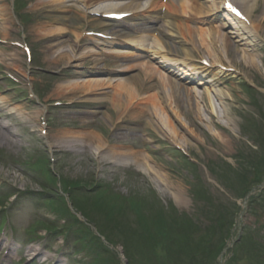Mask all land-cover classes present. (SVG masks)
I'll return each instance as SVG.
<instances>
[{"label": "rangeland", "instance_id": "1", "mask_svg": "<svg viewBox=\"0 0 264 264\" xmlns=\"http://www.w3.org/2000/svg\"><path fill=\"white\" fill-rule=\"evenodd\" d=\"M26 1L31 2V0ZM13 2L14 0H0V34L2 35L1 39L4 41H7L12 37L15 41L17 40V37L15 38L14 35L15 21L18 23V19L15 14L11 15ZM35 4L36 3H31L28 10L29 12L30 10H33L32 8ZM201 8L202 6L197 9L198 13L203 10ZM259 9L261 10L262 14L264 12V7H259ZM49 10V8L41 10L42 25H40L39 27H46L45 29L51 30L59 28L60 26H57V24L59 23V20L62 19L60 16L62 12L56 11L53 15H50ZM46 14L47 16H45ZM259 20L263 22V29L264 19H262V15L259 16ZM31 28L32 26L30 25L28 28L30 35H28L29 38L27 39V41H30L32 43L33 49L37 53L36 55H34L32 63H27L25 60H23L22 55L19 52H13L8 46H2L1 51L4 58V61L2 63L4 68L12 76H14L16 79H19L20 81H22V79L20 78H28V75L30 74L31 79H28L34 83L36 88L40 89L41 95L43 97V92L47 90L44 87H41V85L45 84L50 89H59L55 87V83H57L58 81L65 83V81H67L71 76H64V69H57L58 67H62L65 62L59 63L58 65L54 64L55 58L52 55V53L54 52H51L50 49H55V43H52V41H58V39H53L52 37H50L49 32L42 31L41 33L45 37V42L40 41L36 37L34 30H32ZM75 35L76 34H72L69 35V37L76 41L77 38ZM67 45L69 48L66 50L68 51L71 49V44ZM44 50H46V52L42 53ZM70 52H76L77 54L82 55L84 54L81 53L77 49V47L75 49L73 48V51L71 49ZM232 55L228 56V58H226V61L235 66H238L239 68H243V66H246L248 64L253 66L250 61H255V64L251 69L246 70V72H244V70H241L242 72L238 71L240 75V79L238 80V82H229L223 85V81H221L222 89H220L219 91L225 93L227 97L224 98L226 99V102L222 105L219 100L223 98L219 96H213V105L215 107L214 109L216 110L215 120H210L211 118L206 108L204 109V107L207 105L205 104V102L208 100L205 98L207 94L202 93L203 91L201 90H192L195 91V93L189 95L183 94L186 97H181L180 94H177L175 95L176 99L173 102V106H170V100L167 102L168 105H166L167 116L173 121V125L177 127L179 131V137L177 138L173 136L175 137L174 139L180 143V147H182V149L187 155H189L191 159L196 160L200 164V172L198 171L196 174V171H194V167L173 149V144L171 142L174 140L169 137L170 133L164 130L165 127H163V123H161L160 119H158L159 116H157V118L155 119L156 125L148 126L147 135L142 140V142L146 144L147 149L142 150L141 152L143 153L140 154L143 156L145 155L147 166L141 159L135 157L134 159L136 160L133 161V169L136 173H133L127 179H125V176L115 177L112 174L104 173V167L100 166L98 167V175L96 177V181L108 186L111 192L116 193L115 190H117L118 194L122 196H134L136 202L143 201L145 204H147V208L149 207L150 209H152V211L154 209H157L158 205H167L166 207H170L171 203H173L180 211L193 214L192 212L194 210V200L191 195H195L196 197V194L198 192H200L201 194H206L207 191H209L213 192L214 195H219L220 198L224 197L226 200H230L231 193L228 190L236 186L235 182L238 179H236V177L234 176L235 173L233 171L225 173L229 168L227 164H231L230 166L233 167V170H235V172L239 173L240 175H245L247 171H252L256 168L262 169L264 166V105L256 104L258 106V110L254 114L245 115L250 118L257 117V121H255L254 123L246 122L247 119H242L244 113H248L250 110H253V105L249 103V100L246 97V93L243 92L244 90L242 84L245 82H251L253 86L258 87L259 91L264 94V53L259 54V51H257V53L253 54L254 57H249L240 52H236V54ZM70 58L71 56L68 53V60H70ZM85 64L86 63L82 61L78 63L79 67H83V65ZM78 71V69H75L70 71V73L72 76H75ZM52 73H55L56 75H53ZM86 74L88 75V73ZM58 75L61 76L57 78ZM85 77L86 78L84 79H89L90 75ZM60 85L61 83H58L56 86ZM253 86L250 87L254 89ZM97 90H99V93L102 91H110L104 89ZM25 98L26 100L22 101L23 106H21V110L27 109V111L35 113L41 109V106L33 107L28 104L30 103L29 98L26 96ZM180 99H182L181 104L179 103ZM156 100L158 104L157 106H163L161 105L163 103L161 100ZM190 100L192 101V105L185 102ZM145 106L147 108H149L150 106L152 111L155 110L149 104L147 99L145 100ZM177 108H181V119L178 118V116L175 114ZM89 110H91V108L64 109L62 110L64 113L62 119L61 113H59V115L56 114L52 116L51 129L54 131L57 127V124L58 129H60L59 122H65V116L69 115L67 121L77 126V128L81 129V132H84L82 127L86 128V130H93V121L98 122L99 124L101 123L100 125L104 127L100 128L103 134L111 133L110 129H108L109 127H107L106 125V117L105 115H103L105 112H109V109H106V111H102V118L97 120L90 117V115H88L87 113L82 112ZM75 111H78V113H75ZM224 111H226L227 116L224 115ZM196 112L203 115L205 119L204 122H198L199 119H197L193 124V119L197 117ZM3 113L0 112V116ZM158 115L166 116V114H164L163 112H158ZM134 119L135 118L132 119L130 117V120ZM24 121L29 120L24 119ZM80 124L88 125L79 126ZM16 127H18L16 129L20 132V141L22 147L15 149V164L8 163L7 165H5V170L0 167V170H3L4 173L2 185L6 184L3 192L9 195L13 193V191L15 190L14 188H17L22 192H26L27 190L32 191L27 193V195L24 197L20 196L19 199L14 202V207L21 206V213L24 214L25 210L31 211L35 206L36 212L33 220L50 219L55 222L54 220L58 219L62 220V222L60 223L61 225H64L65 223L67 224L68 220L67 217L65 218V216H68V210H70L71 214V205L74 201L73 198H75L70 191L72 190V187H70V183L73 184L81 178V185H83V187L86 186L88 189H92L94 187L93 185L95 183L92 180V177L88 175L90 174L88 173V171L89 169L91 170L93 164L91 159L93 153H83L82 150L84 148L82 150L79 149L77 152L76 147L75 150L73 148H70L68 150L70 145L66 143L63 153H66L68 150L73 152V155L68 158L64 154L53 156L49 152L50 146L52 147V151L58 150L59 148L55 147L54 145H50L45 141H41V143L38 142V145L30 147L28 146L30 142L28 136L29 132H31L32 130H22L20 128L21 126ZM215 129L217 131V134L215 133ZM214 133L215 135H217V137L214 135ZM259 134L261 135V137ZM176 141H174V143ZM185 142H188L189 144H186ZM0 145H3V143H0ZM111 146H114V144L111 143ZM244 152L250 155L252 154L254 156V159L257 160L258 167L255 166L251 169L244 167V165H248V162L246 160L241 161L242 156L250 157L244 155ZM240 153H242V156L238 161L237 158L240 156ZM55 154H57V152H55ZM111 157L112 156H110V158ZM47 158L55 160V162H52V169L59 173L57 174L58 183L49 187L47 186L48 188L43 187L40 175L36 174L31 167H28L29 163L35 164L38 160ZM129 162L130 161L127 160L125 165ZM57 163H61V167ZM149 165L154 169H151L153 173L150 170L149 172H147V169H150L148 168ZM210 166L216 170L222 171L221 174H224V176L230 179L233 178L231 181L232 184L228 182L223 185L219 181L217 176L210 172ZM106 172L111 171L107 169ZM61 180L64 182H70L66 191L61 184ZM196 181H201L202 189L195 192V189L191 186L196 185ZM237 187L241 188L242 186L238 184ZM60 189L67 192L68 194L66 195V199H64V205L63 203L61 205L62 208L60 213L64 218H61V215L59 214H54V208L51 205L52 200L51 202L43 203L46 199H51V195L52 197L53 195H56L60 191ZM44 191L49 192L50 195L47 193L44 196ZM39 193H42V195H36ZM88 195L91 196L94 195V193ZM110 195L111 194H108V198L102 199L101 203H98V197L94 196L92 199L88 200L89 202L87 203H89V206H85V209L90 213V216L87 218L91 220L93 224V227L91 226V230L94 229L95 231L92 236L94 239L101 242L103 246L111 252V254H116L118 252L122 253L123 249L126 250V258H124V255L122 254H117V256L119 257L118 259H121L124 264H137L133 263L131 258L128 256L129 254L134 253V245L130 242L125 241L123 239V236L121 235L123 231L118 228L115 229L114 223L111 224V222L107 220L108 217L111 218L113 209L118 210V206L112 208L109 204H106V202L111 200ZM17 203L18 205H16ZM239 203L241 204V201ZM74 205L78 206L76 203ZM97 205H101L104 211L103 214L97 213ZM80 209L82 210V208ZM171 210L172 208L170 207L168 212H170ZM119 211L120 210L116 211L115 213V220L117 219L121 223L131 222L132 215L130 212L125 211L124 209H122L121 212ZM105 214L107 218H104ZM79 217L80 215L78 214L76 218ZM257 217L261 221H264L263 207H257L256 215L252 211L247 210L241 218L242 223L240 222L239 224H243L242 226L244 227L252 226L254 228L256 221H260L257 219ZM81 220L84 221L82 218ZM27 225L28 224L26 223L22 225V231L24 230L23 227L25 228V226ZM239 236L240 232L237 223L233 231V240H235ZM162 242V240L158 241V243ZM61 247L62 245H58L57 248ZM143 247L144 246H140V249L142 250ZM141 252L144 254L143 259H148L150 256H161L162 254L167 255L164 248L161 246L149 247L145 253L143 251ZM120 255L122 256L121 258ZM114 258H116L115 255Z\"/></svg>", "mask_w": 264, "mask_h": 264}, {"label": "bare ground", "instance_id": "2", "mask_svg": "<svg viewBox=\"0 0 264 264\" xmlns=\"http://www.w3.org/2000/svg\"><path fill=\"white\" fill-rule=\"evenodd\" d=\"M245 1H248V2H251L252 0H245ZM244 1V2H245ZM234 2H236V0H234ZM244 2L242 3V5H243V7H244V11L245 12H247V11H250L249 9H247L245 6H244ZM115 7V6H114ZM111 8L110 7H104L103 8V11H108V10H110ZM129 12H132L133 11V9H130V10H128ZM244 14V13H243ZM245 15V14H244ZM247 19L249 20L250 19V16H248L247 17ZM249 35H248V38L252 41V42H254V39H253V36L252 35H254V34H252V33H248ZM264 34V33H263ZM210 36H212L213 37V39H211V42L214 44L215 42H217V43H215V49L213 50V52H215V53H218V51H217V49H219V44H218V41H217V39H219L218 37H216L213 33L211 34V35H208V37L210 38ZM257 39H258V37H257ZM215 41V42H214ZM220 41H221V43H222V48L224 49V50H226L228 53L230 52H232V53H234V54H236V52H239L240 50L239 49H237V48H232L231 47V44L228 42V39H226L225 37H221L220 38ZM203 46L204 45H206L205 43H203L202 44ZM209 46H211V45H209ZM60 55H62V56H65V53H63V51H60V52H58V56H60ZM65 58V57H64ZM213 58H214V60H210L211 61V65H213V66H218V67H220V66H226V64L223 62V60H225L226 58H228V55H225V57H223V60H222V57H220V56H218V54L216 55V54H214V56H213ZM244 60H246V59H244ZM252 64H253V66H254V62L255 61H250ZM228 63V62H227ZM245 64V63H244ZM252 65H250V64H248V65H246L245 66V68H247V69H251L252 67H253ZM160 82L162 83V81L160 80ZM129 83H126V84H123L122 86H120V84H119V81L118 82H115V83H112V86H113V88L116 90V92L114 93V95H115V97H118V98H120V101H121V103L118 105V111H117V115H118V117L119 118H123V114H124V108H125V103H124V101L123 100H126V102H129L130 100H131V97H133L134 96V94L137 92V91H135L134 93H133V91L131 92V89H129V86H127ZM77 90H78V92L81 94V96H92L93 94L94 95H100V93H96L95 94V89L97 88H101V86H103V83H102V81L100 82V81H82V83H78L77 84ZM165 87L161 90V94H163V96H165V98H163V107H160V106H158V108H157V111L159 112V113H164V114H166V116H161V115H158L159 116V118L158 119H160V121H161V123H163V127H165L164 128V130H166L167 132H169L170 134H169V137H172V136H175V137H179V131H178V129H177V127H175L174 125H173V121L167 116V112H166V103L169 101L170 102V106H173V102L175 101V99H176V97H175V95L173 94V93H171V92H169L168 91V89H169V87L167 86V85H164ZM172 87V89H174V91H179L178 92V94H180L181 92L183 93V94H185V95H189L188 93H184V92H186V91H184L183 89H182V87H180V88H178V87H175V86H171ZM160 88V87H159ZM168 88V89H167ZM71 88L68 86V88H66L64 91H65V93H62L61 91H59L55 96L58 98V99H62V100H65V99H70L71 98V90H70ZM120 89H123L124 90V92L127 94V95H124V94H122V93H120L119 92V90ZM73 92H75V91H73ZM183 94H180V96L182 97H186V96H184ZM213 95L214 96H219V97H221V98H223V99H221V100H219L220 102H221V104L223 105V103H225L226 102V99H224V98H226L227 97V95L225 94V93H222L221 91H216V92H214L213 93ZM211 93H207V96L205 97L208 101H206L205 102V104H207L206 106H205V104H204V109L206 108V110H207V112H208V114H209V116H210V120H215V118H216V110L214 109L215 107H214V105H213V99H212V96H213ZM159 94H157V93H155L154 95H153V98L152 99H148V101L149 102H151V101H153V100H155V99H158L159 100ZM202 98V97H201ZM229 98V97H228ZM147 99V98H146ZM230 100V99H229ZM91 102H98L97 100H93V101H91ZM185 102H187V104H190V105H192V101L190 100V101H185ZM180 104L182 103V99H180V102H179ZM225 108V107H224ZM180 109L181 108H177V111H175V114L178 116V118H180L181 119V113H180ZM189 109H193V108H189ZM196 114H197V117H195L194 119H193V124L196 122V120L197 119H199L198 120V122H204V117H203V115L202 114H199L198 112H196ZM224 115L225 116H227V113H226V111H224ZM229 120V119H228ZM152 125H156V122H154ZM184 125H186V124H184ZM159 129V128H158ZM208 130H209V128H208ZM166 133V132H165ZM167 134V133H166ZM216 134H217V132H216ZM168 135V134H167ZM214 135H215V133H214ZM175 137H173V138H175ZM65 138H67L68 139V141H71V142H73V143H76V142H78L79 140H81V139H86V141H87V144H91V145H96L93 149L95 150V151H97L98 152V154L99 155H102L103 153H105V149L103 148V143H102V139L100 138V136H97V135H84V134H80V135H76L75 137H74V135H69V137H67V135L65 136ZM184 142V141H183ZM186 144H189L188 142H185ZM148 168H150L149 170L151 171V169H153V168H151V166L149 165L148 166ZM154 170V169H153ZM152 172V171H151ZM153 173V172H152Z\"/></svg>", "mask_w": 264, "mask_h": 264}, {"label": "snow or ice", "instance_id": "3", "mask_svg": "<svg viewBox=\"0 0 264 264\" xmlns=\"http://www.w3.org/2000/svg\"><path fill=\"white\" fill-rule=\"evenodd\" d=\"M226 7H228L230 10L235 11V9H232V6L230 4H227ZM237 15H239V13L237 12Z\"/></svg>", "mask_w": 264, "mask_h": 264}]
</instances>
